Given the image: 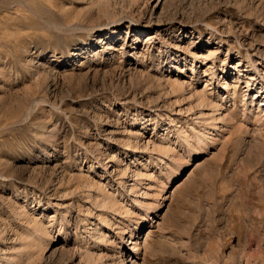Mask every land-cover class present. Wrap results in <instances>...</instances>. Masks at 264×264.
<instances>
[{
    "label": "rangeland",
    "instance_id": "374dc122",
    "mask_svg": "<svg viewBox=\"0 0 264 264\" xmlns=\"http://www.w3.org/2000/svg\"><path fill=\"white\" fill-rule=\"evenodd\" d=\"M261 100L264 0H0V264H264Z\"/></svg>",
    "mask_w": 264,
    "mask_h": 264
},
{
    "label": "bare ground",
    "instance_id": "6f19581e",
    "mask_svg": "<svg viewBox=\"0 0 264 264\" xmlns=\"http://www.w3.org/2000/svg\"><path fill=\"white\" fill-rule=\"evenodd\" d=\"M111 31V34L114 32V29H111L110 30ZM236 82V81H235ZM225 86V85H224ZM261 103H264V100H261L260 101ZM206 139V133H202L201 134V136L199 137V140H205ZM160 152H162L163 154H166L167 152H169L170 151V149L167 147V148H165V147H160L159 149H158ZM114 205V204H113ZM101 235V234H100ZM102 236H103V233H102Z\"/></svg>",
    "mask_w": 264,
    "mask_h": 264
}]
</instances>
